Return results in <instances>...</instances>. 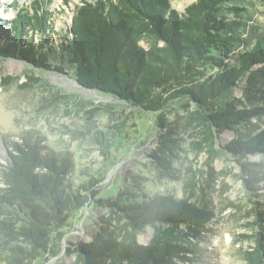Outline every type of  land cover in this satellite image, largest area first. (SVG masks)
<instances>
[{"label": "trees", "instance_id": "16d2710c", "mask_svg": "<svg viewBox=\"0 0 264 264\" xmlns=\"http://www.w3.org/2000/svg\"><path fill=\"white\" fill-rule=\"evenodd\" d=\"M80 1L60 43L53 39L59 33L50 1L16 3L15 17L4 21L9 28L0 24V57L22 60L40 72L66 74L70 68L84 89L156 114L163 131L162 156L153 155L160 174L172 171L165 152L178 148L173 136L179 124L199 132L196 150L211 160L220 136L235 133L220 149L238 163L251 204L254 233L246 238L255 246L244 251V259L264 264V177L247 160L264 155V130L244 131L264 118V31L253 24L250 1L196 0L183 13L171 0ZM235 88H242L248 109H239ZM170 109L177 110L173 123L167 118ZM22 140L8 144L7 163L0 169V262L7 264L37 263L58 230L94 195L93 183L81 186L89 195L66 183L71 159L45 152L38 140ZM207 166L205 185L214 173L210 162ZM197 182L194 177L186 188ZM102 206L113 216L92 242L79 246L74 264L194 263L201 253L196 245L204 242L215 219L208 206L173 195L136 198L130 193ZM147 227L154 234L143 245L138 237Z\"/></svg>", "mask_w": 264, "mask_h": 264}, {"label": "rangeland", "instance_id": "374dc122", "mask_svg": "<svg viewBox=\"0 0 264 264\" xmlns=\"http://www.w3.org/2000/svg\"><path fill=\"white\" fill-rule=\"evenodd\" d=\"M33 1L0 0V24L4 27V21L15 17L16 3L29 6ZM42 1H50L48 6L59 33L53 39L60 43L81 1ZM195 1L171 0L172 7L180 13ZM249 1L253 24L263 32L264 0ZM38 39L36 36L35 41ZM65 71L66 74L40 72L22 60L0 57V169L7 163L8 144L21 143L23 138L30 137L33 142L38 140L45 152L71 159L72 169L66 183L76 193L89 195L81 186L95 184L89 203L58 230L51 249L42 253L35 264H74L79 246L92 242L105 220L113 216L102 205L130 193L136 198L157 195L190 198L215 213L204 242L196 245L201 250L199 260L179 264H246L244 251L255 246L252 239L246 238L254 233L251 228L254 218L249 214L251 204L245 199L238 163L220 149L235 139V133L227 131L220 136L211 160L210 155L196 150L195 143L201 141L199 132L192 127L186 130L179 124L173 136L179 139V146L173 152H165L172 171L160 174L158 161L153 157L162 156L158 147L163 131L156 125V114L86 90L75 81L72 69ZM232 96L240 99L239 109L249 108L242 88H235ZM170 111L167 118L173 123L177 110ZM179 114L184 115L182 111ZM252 123L244 130L246 133L264 130V118ZM247 160L257 164L255 169L264 177V155L250 156ZM207 162L214 173L205 185L210 172ZM194 177L198 179L196 186L186 188ZM0 187H3L1 180ZM260 188L264 204V181ZM153 234L154 229L147 227L138 240L147 245Z\"/></svg>", "mask_w": 264, "mask_h": 264}]
</instances>
